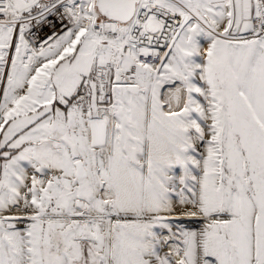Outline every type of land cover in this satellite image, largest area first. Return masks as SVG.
Instances as JSON below:
<instances>
[{
  "label": "snow or ice",
  "instance_id": "1",
  "mask_svg": "<svg viewBox=\"0 0 264 264\" xmlns=\"http://www.w3.org/2000/svg\"><path fill=\"white\" fill-rule=\"evenodd\" d=\"M0 264H264V0H0Z\"/></svg>",
  "mask_w": 264,
  "mask_h": 264
}]
</instances>
